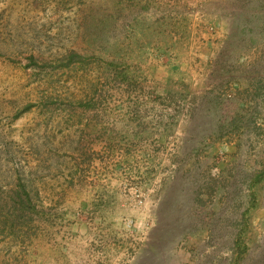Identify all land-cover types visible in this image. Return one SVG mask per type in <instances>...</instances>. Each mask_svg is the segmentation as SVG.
Here are the masks:
<instances>
[{
    "label": "rangeland",
    "instance_id": "rangeland-1",
    "mask_svg": "<svg viewBox=\"0 0 264 264\" xmlns=\"http://www.w3.org/2000/svg\"><path fill=\"white\" fill-rule=\"evenodd\" d=\"M0 264H264V0H0Z\"/></svg>",
    "mask_w": 264,
    "mask_h": 264
}]
</instances>
